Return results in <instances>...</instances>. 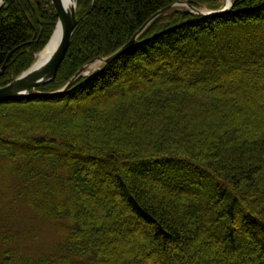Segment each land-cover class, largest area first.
Wrapping results in <instances>:
<instances>
[{"label":"trees","instance_id":"1","mask_svg":"<svg viewBox=\"0 0 264 264\" xmlns=\"http://www.w3.org/2000/svg\"><path fill=\"white\" fill-rule=\"evenodd\" d=\"M179 2L225 6L78 0L66 56L37 89H61ZM233 2L214 16L174 6L67 93L0 102V159L18 198L65 230L41 257L0 235V264H264V0ZM57 21L52 0H3L0 87Z\"/></svg>","mask_w":264,"mask_h":264},{"label":"water","instance_id":"2","mask_svg":"<svg viewBox=\"0 0 264 264\" xmlns=\"http://www.w3.org/2000/svg\"><path fill=\"white\" fill-rule=\"evenodd\" d=\"M52 3L58 14V21L52 37L56 32L59 33V41L50 54L44 61H36L27 70L21 73L12 82L0 87V102L15 100L25 97H52L65 94L69 91L76 80L86 73V71L94 64H110L121 57L123 54L131 50L136 44L138 37L142 32L160 15L166 14L174 6H188L193 12L204 14L206 16L219 15L228 12L233 6V0L226 2L225 6L219 10L201 11L187 2H179L174 5H169L154 14L137 32L136 34L120 49L107 57H99L82 66L76 75L61 89L52 92L40 91L37 87L51 82L55 79L58 69L63 62L75 29L78 25L77 5L78 0H72V3H66L65 0H52ZM3 4V0L1 5ZM0 5V7H1ZM51 37V39H52ZM50 39V40H51ZM50 42V41H49ZM49 44V43H48Z\"/></svg>","mask_w":264,"mask_h":264},{"label":"rangeland","instance_id":"3","mask_svg":"<svg viewBox=\"0 0 264 264\" xmlns=\"http://www.w3.org/2000/svg\"><path fill=\"white\" fill-rule=\"evenodd\" d=\"M40 53L36 54V60ZM99 66L94 64L87 74ZM19 183L20 179L9 163L0 159V235L9 236L8 243L12 241L26 254L41 257L57 253L58 245L65 238V230L58 224L61 222L45 221L24 205L17 196Z\"/></svg>","mask_w":264,"mask_h":264},{"label":"bare ground","instance_id":"4","mask_svg":"<svg viewBox=\"0 0 264 264\" xmlns=\"http://www.w3.org/2000/svg\"><path fill=\"white\" fill-rule=\"evenodd\" d=\"M66 3H72V0H65ZM229 3L232 1V0H227ZM2 3V0H0V5ZM59 33L56 32L55 35L52 37V39L50 40L49 44L46 46V48L38 55L39 59L38 61H44L45 59H47L50 54L54 51V49L56 48L57 44H58V41H59Z\"/></svg>","mask_w":264,"mask_h":264}]
</instances>
